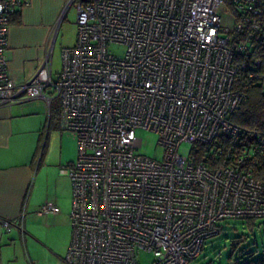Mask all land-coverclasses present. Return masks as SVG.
<instances>
[{
  "label": "built area",
  "instance_id": "1",
  "mask_svg": "<svg viewBox=\"0 0 264 264\" xmlns=\"http://www.w3.org/2000/svg\"><path fill=\"white\" fill-rule=\"evenodd\" d=\"M29 4L0 0V105L39 98L50 110L58 99L61 127L76 136L77 157L63 169V264H136L138 249L152 264H191L223 220L264 219V180L254 173L264 129L231 120L246 85L264 89V0H80L57 79L48 51L17 82L6 60L10 18ZM139 129L157 135L160 160L139 152ZM35 212L60 208L45 201ZM1 225L23 232L17 220Z\"/></svg>",
  "mask_w": 264,
  "mask_h": 264
},
{
  "label": "crops",
  "instance_id": "2",
  "mask_svg": "<svg viewBox=\"0 0 264 264\" xmlns=\"http://www.w3.org/2000/svg\"><path fill=\"white\" fill-rule=\"evenodd\" d=\"M67 4L68 0H30L10 18L6 60L14 80L33 76ZM52 109L39 98L0 105V264H27L28 250L38 264L45 263L38 249L44 247L54 255L62 222L67 243L61 255L56 254L57 262L63 264L71 237V182L63 169L73 165L77 143L75 134L61 127L60 113L54 116ZM45 201L58 205L60 212L37 215L36 209ZM34 217H45L50 230H35ZM5 219L22 225L27 221L29 233L25 228L24 235L18 228L6 232L1 225Z\"/></svg>",
  "mask_w": 264,
  "mask_h": 264
},
{
  "label": "rangeland",
  "instance_id": "3",
  "mask_svg": "<svg viewBox=\"0 0 264 264\" xmlns=\"http://www.w3.org/2000/svg\"><path fill=\"white\" fill-rule=\"evenodd\" d=\"M79 1L80 0H76L75 3L68 5L63 9L47 48V51H50L51 54L52 77L54 80L57 79L58 73L61 70V49L63 47L71 46L75 41V5ZM108 50L110 53L122 57L124 56L126 48L122 44L111 43L108 45ZM52 108V114L58 116V99L52 101ZM136 134L137 137L141 139L139 152L160 160L163 155V148L157 143V135L152 131L142 129L137 130ZM188 151L189 145L183 144L180 147V153L184 154L188 153ZM34 221L36 223L33 222V228L38 232L41 229L43 233L50 230L47 228L45 217H34ZM59 224H61L60 221ZM23 225L22 235H24V228L26 233H29L28 222L23 221ZM31 226L32 225H30V228H32ZM220 226V233L204 242L201 255L193 260L191 264H241L244 260L264 257V219H255V226L253 229H249L245 220L241 219L223 220L220 223ZM66 236L65 223L62 222L61 226L57 228V243L55 244L57 245V248L54 251V255L44 247H39L38 253L45 261V263L40 262L39 264H59L57 262V254L61 255L63 246L67 243ZM239 237H242V240L233 247V242ZM152 261L153 256L150 252L143 249H138L136 251V264H152ZM26 262L27 264H38L29 250L28 252L26 251Z\"/></svg>",
  "mask_w": 264,
  "mask_h": 264
},
{
  "label": "trees",
  "instance_id": "4",
  "mask_svg": "<svg viewBox=\"0 0 264 264\" xmlns=\"http://www.w3.org/2000/svg\"><path fill=\"white\" fill-rule=\"evenodd\" d=\"M244 90L248 94V99L232 114L231 120L247 129H264V89L258 84L250 83L245 86ZM254 173L257 178L264 180V165L257 167ZM244 220L248 228L253 229L255 219ZM240 240L242 237L233 242V247ZM241 264H264V257L244 260Z\"/></svg>",
  "mask_w": 264,
  "mask_h": 264
}]
</instances>
